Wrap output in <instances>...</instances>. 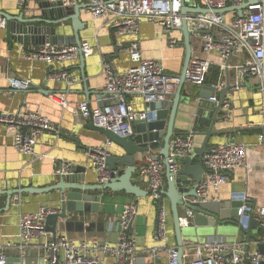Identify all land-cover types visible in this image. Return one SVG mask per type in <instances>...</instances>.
Listing matches in <instances>:
<instances>
[{
    "label": "built area",
    "instance_id": "obj_1",
    "mask_svg": "<svg viewBox=\"0 0 264 264\" xmlns=\"http://www.w3.org/2000/svg\"><path fill=\"white\" fill-rule=\"evenodd\" d=\"M29 0H18L24 6ZM40 1V0H39ZM48 3L61 2L62 6H72L74 1L84 3L86 13L93 19L105 18L116 35L139 34L142 21H149L158 26L168 47L181 43L173 32H180L182 25V6L190 9L201 8L207 12L197 11L186 14L191 42L199 47L192 54L187 78L194 85H202L205 75L213 61L208 58L216 54L221 62L218 65L221 73L212 86L219 92L224 86L222 72L233 69L236 73L235 83L248 78L258 80L260 90L264 92V0H256L242 9L241 15L232 9L222 11L229 6H238L245 0H44ZM6 26L5 18L0 14V28ZM128 51L132 65L125 71H115L109 61H101L103 82L96 93V105L91 107L87 101L75 104L83 120L92 118L96 126L109 129L125 137L131 133L130 124L147 117V110H135L126 96H140L143 103L159 102L169 98L174 91L176 78L168 75L159 59L143 58L138 38L130 43ZM92 46L85 40L76 43L57 45L45 42L34 49L23 50L20 57L28 62H41L47 65H62L70 60L92 54ZM48 78L57 81H70L71 75L64 67L49 70ZM12 89H26L29 83L17 78H8ZM58 101L62 107L68 105L66 95L61 93ZM210 101L217 103L218 97L212 95ZM223 119L231 117L227 99L223 100ZM262 115V132L258 134V143H264V101L260 106ZM0 124L12 136L15 149L27 157L35 154V145L40 135L47 130H58L50 119L39 110L19 109L16 111H0ZM106 142L102 146L87 148L86 155L90 166L96 173L97 183L109 179L110 172L106 169L105 157L108 154ZM195 139L191 133L176 134L171 138L167 161L170 172L176 174L181 167L180 159L196 157ZM247 145L237 142H221L213 145L209 153L202 156L205 172L196 189V196L186 197L189 204L206 201H218V191L228 180V173L246 164ZM145 162L138 170V176L145 177L148 185V195L153 203L158 204V215L155 237L164 241L168 224V204L164 200L165 174L163 158L151 157L148 152ZM177 159L176 162L174 159ZM69 163L56 166L55 174L62 175ZM244 205L239 208L240 216L249 217L251 213L264 227V203L250 210L245 207L248 197L243 196ZM137 205L131 201L125 202L115 223L118 238L109 244L96 238L83 237L73 241L66 234L60 233L50 240L44 239L39 246L42 254V264H105L104 257L111 258V264H136V238L129 234L130 226L137 214ZM52 208L39 207L32 213L22 214L18 219V243L8 246L16 248L23 256L33 238H42L46 232L44 221ZM193 211L184 208L179 216L181 226H187ZM113 223L108 230L112 229ZM257 240H238L229 242L221 237H212L207 241L193 245L188 256L183 253L181 262L178 261L176 248L168 249L167 264H264V252L257 248L264 244V234ZM7 263V255L0 252V264Z\"/></svg>",
    "mask_w": 264,
    "mask_h": 264
},
{
    "label": "crops",
    "instance_id": "obj_2",
    "mask_svg": "<svg viewBox=\"0 0 264 264\" xmlns=\"http://www.w3.org/2000/svg\"><path fill=\"white\" fill-rule=\"evenodd\" d=\"M38 1L29 0L24 6H21L18 0H0V11L16 15L20 11L26 10L27 7H34ZM35 13L38 12L35 11ZM80 18L86 25L79 31V39L87 41L93 48L92 54L84 57L85 82L81 76L79 58L65 62L63 66L25 61L20 57L22 51L34 49L37 46L22 45L12 40L8 24L4 28H0V111L39 110L58 129L44 131L37 140L34 156L29 158L15 149L12 136L5 131L4 125L0 124V190H15L30 185L34 187L50 185L54 175L53 168L55 172L56 166L61 163L90 165V159L85 150L102 146L106 142V138L96 131L84 128L86 121L82 119L74 106L81 101H87L91 107L96 105L94 96L100 91L103 82L101 61H109L115 71L127 70L132 65L127 48L132 41L138 38L143 58L159 59L166 73L174 78L181 72L185 56L181 32H173V35L178 37L181 43L170 48L166 45V39L161 29L149 21L140 23L139 34L135 36L116 35L107 19H93L86 11L81 14ZM56 35L58 36L57 45L75 43L70 22L57 25ZM191 45L192 53L198 52V45L194 42H191ZM208 58L213 61V66L219 67L221 60L216 54H210ZM61 67L67 70L72 80L63 82L48 78L50 69L56 70ZM228 70L230 83L234 84L236 73L231 68ZM232 73L233 75H231ZM9 77L30 83L31 86L26 89H12L8 82ZM222 79L225 83L226 71L222 72ZM216 81L213 83L203 81V84L212 86ZM243 83H247L248 86L234 89L232 93L226 94L225 99L228 101L231 117L217 125V129L226 132L211 137L209 145L213 146L221 142H237L247 145L246 164L228 173L227 182L219 187L218 201L223 202L233 196L242 199L245 196L250 201H254L256 208L264 203V143L257 141L258 134L263 130L260 106L264 101V92L260 90L256 78L250 77ZM85 84L89 92L88 98L84 94ZM202 85L194 86L196 89H200ZM61 93L66 95L68 103L66 107H62L58 101V96ZM219 94L220 91H214L212 95L219 97ZM126 98L135 110H146V104L143 103L140 96L130 94ZM174 131L179 134L189 130L176 127ZM162 144L163 141L160 139V146ZM107 151L110 154L122 153V149L113 143L107 146ZM147 153L136 156L137 165L140 166L145 162ZM149 153L158 155L159 149L153 148ZM196 162L197 159L194 163ZM85 181L88 183L97 181L94 169L88 173ZM132 181L147 191V195L135 197L124 192H109L103 197L104 200L100 202L96 213H68L69 220H82L84 226L88 227V231H82L81 227L76 225L69 228L68 231L60 228L57 234H66L73 241L89 237L113 244L118 238V231L113 222L119 215L122 204L131 201L137 205L138 210L129 229V234L136 238L138 258L136 264H167L168 249H177L178 247L172 223L168 219L165 240L158 241L155 237L158 204L153 203L149 198L145 177L138 176L136 172L132 175ZM87 192L93 193L94 191ZM15 197L12 196L9 208L0 212V252L6 253L7 257L15 256L17 253L16 248L8 246V243L11 245L18 243L17 223L20 215L34 212L42 205L52 207L44 202L45 196L42 194L22 193L17 196V203ZM164 200L166 201V197ZM5 204L6 196L0 195V209L4 208ZM169 210L168 205V212ZM183 210L181 209V211ZM111 223H113L112 229L108 230ZM260 227L262 226L253 229L256 237H261L264 234ZM203 231L197 233L195 241L184 244L195 245L212 237H221L229 242L242 239L247 241L246 236L243 237L237 227L233 225L227 224L218 227L217 232H214L212 227L210 230L204 229ZM44 239L50 240L52 235L46 232L42 238L31 240L27 247L29 257H36L38 252H41V256L43 252L45 253L44 249L39 248ZM192 251L185 250L184 254L188 256V252L192 253ZM104 259L105 264H111L109 256Z\"/></svg>",
    "mask_w": 264,
    "mask_h": 264
},
{
    "label": "water",
    "instance_id": "obj_3",
    "mask_svg": "<svg viewBox=\"0 0 264 264\" xmlns=\"http://www.w3.org/2000/svg\"><path fill=\"white\" fill-rule=\"evenodd\" d=\"M256 0H245L238 6H229L222 11L236 10L241 15L242 9ZM87 4L74 1L72 6H62L61 2L48 3L40 0L34 7H27L16 15L0 11L8 24L11 39L24 45H42L45 42L56 44V26L64 22H70L73 37L76 45H79V31L86 25L80 16L85 11ZM37 11L38 13H35ZM207 12L205 9L182 6V45L185 50L184 61L179 75L176 76L172 98H167L159 102L146 103L147 117L143 120H136L130 124L131 133L125 137H120L109 129L96 126L92 118H88L84 128L96 131L102 134L106 140L122 149V153L108 154L105 157L106 169L110 172L109 179L102 183H88L85 181L88 173L93 169L89 164L76 165L70 164L69 168L62 174L57 175L53 168V177L50 185L43 187H34L32 185L15 190H0V195L6 196V204L0 212L6 211L11 203L12 196H16L15 202H18V195L22 193L44 195V202L52 208L44 221V230L52 235V238L58 233V229L69 230L73 226L81 227L80 230L88 231L82 220H69V212L81 214H94L98 211L100 202L109 192H124L127 195L143 197L147 191L141 189L132 181V175L139 168L136 156L150 152L151 149H159L158 155H151L153 159L161 156L165 167L164 174L166 186L164 196L169 205V220L174 229V235L177 242L178 261L181 262L185 250L191 249L193 245L184 244L195 241L194 238L198 232H204V229L212 227L217 232L218 227L223 225H233L238 231L246 236L247 241L257 240L253 229L259 227V221L253 214L249 217L240 216L239 208L244 205V201L233 196L231 199L220 201H206L202 203L189 204L185 201L186 197L196 196L198 183L201 181L205 172L202 163V156L211 151L209 140L215 135L226 132L217 129L218 124H222L224 112L223 100L227 93H232L234 89L248 86L247 83L238 82L231 84L229 80V70L226 69L225 86L220 90L218 102L210 101V97L215 91L213 86L203 84L200 89H196L194 84L187 78V70L192 58V45L190 31L188 30L186 14L188 12ZM79 68L82 70L81 76L84 79L85 61L82 54L79 53ZM233 75V73L231 74ZM85 82V79H84ZM28 86H31L29 83ZM34 87V86H33ZM88 91L85 84L84 94L88 98ZM189 130L179 134L191 133L195 139L196 157H184L180 159L181 167L176 174L170 172V165L167 161L170 150L171 137L177 133L175 128ZM160 139L163 144L160 146ZM75 141H77L75 139ZM197 159V162H195ZM176 158L174 161L176 162ZM87 191H94L88 193ZM45 207V205H42ZM40 206V207H42ZM47 206V205H46ZM48 207V206H47ZM245 207L253 210L254 201L245 202ZM183 208H189L193 211V217L187 226H181L179 216ZM39 209V208H38ZM37 209V210H38ZM35 210V211H37ZM34 211V212H35ZM32 213V212H30ZM27 214V213H25ZM207 227V228H206ZM264 231V227H260ZM193 229V230H191ZM260 252H264V244H258ZM28 250L23 252V256L16 253L15 256L7 257L6 264H42L41 252L36 257H29Z\"/></svg>",
    "mask_w": 264,
    "mask_h": 264
},
{
    "label": "trees",
    "instance_id": "obj_4",
    "mask_svg": "<svg viewBox=\"0 0 264 264\" xmlns=\"http://www.w3.org/2000/svg\"><path fill=\"white\" fill-rule=\"evenodd\" d=\"M220 74V69L217 66H211L208 70V73L205 75V83H213L218 79Z\"/></svg>",
    "mask_w": 264,
    "mask_h": 264
},
{
    "label": "rangeland",
    "instance_id": "obj_5",
    "mask_svg": "<svg viewBox=\"0 0 264 264\" xmlns=\"http://www.w3.org/2000/svg\"><path fill=\"white\" fill-rule=\"evenodd\" d=\"M255 231V230H254ZM244 237V235H242Z\"/></svg>",
    "mask_w": 264,
    "mask_h": 264
}]
</instances>
